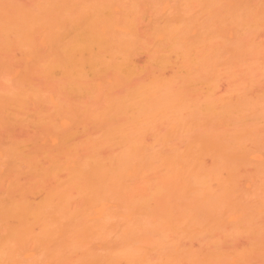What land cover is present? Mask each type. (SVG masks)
Instances as JSON below:
<instances>
[{
	"label": "bare ground",
	"instance_id": "bare-ground-1",
	"mask_svg": "<svg viewBox=\"0 0 264 264\" xmlns=\"http://www.w3.org/2000/svg\"><path fill=\"white\" fill-rule=\"evenodd\" d=\"M224 1L222 0L220 2L222 3ZM227 1H225V4H228L231 0H227ZM53 3H55L53 0H48L47 3L45 4L42 2V0H32L29 5L23 6L17 4L14 0H0V73L4 75L2 76L0 74V77H2L3 79V81H0V103L4 105L7 109L6 114L8 117L4 115L1 116L3 120L6 121L8 124L14 125L18 122L20 115L23 116L25 114L26 115L29 114L30 112H34V116H35L34 124H36V127L39 128L40 130L42 129L41 127H43L44 130L45 126L43 125L44 123L47 122L44 121L45 119L44 116L42 115V109H41V103L43 98L42 96L43 90L41 89L42 87L39 86V83L42 80L41 78L44 76H46L47 78L53 77L52 75L55 73V71L54 73H52V75L49 74L53 71V69H57V67L61 69L62 68L65 69L64 65L65 66L67 64L71 65L72 63L74 65V61L76 59L74 60V58H71L73 57L72 55H75V57L77 54H79L78 56H82L78 52L79 51L78 47L76 48L77 50L73 49L71 52V49L75 47V46L71 47V45H65L66 48L63 45L65 50L62 49L64 51L62 52L65 53V51L70 50V52L68 51V54L65 53V55L64 54L61 55L60 51H59L60 53L57 52V49H59L57 48L59 44L56 43L57 38L52 37L54 36L52 35L53 33L56 35L55 31L56 28H58L56 24L57 18H55L54 16L55 6ZM227 13H228V9H227ZM227 13L224 16L230 14L229 16L234 17L236 15L233 11L232 13H228V14ZM223 17L220 18L223 19ZM89 20L87 21L91 22V20L90 21ZM94 20L91 23L93 25H91L88 22L87 24L89 25L86 24V28L88 26L92 27L91 28L92 30L88 29L90 27H88L86 30L89 33V38L92 37L91 39L93 41L87 39L88 37L87 35L88 33H87L86 34L87 37L85 38L88 40L87 45L89 46H87L88 48L83 49V51L84 50L87 51L88 49H90V46H92L91 48L94 49L95 47H93V45L95 46V42L97 43V40L98 43L96 44V47H99L101 51L99 50L98 54H96L95 52L92 53V51L89 52L90 54L87 53V58L90 57L91 59L88 60L86 58V55L84 57L90 62H92V60L93 62L95 60L97 61L100 58L99 56L103 57L104 50L109 49L108 47L107 48L102 47L104 49L101 48L102 44L104 45L105 43V41L104 43L101 41H103L105 38L99 41L100 39L97 37L98 36L97 33H96L97 35L93 33L96 36L92 35V31H95V29L97 31V28L93 29V26L95 25L97 26L98 24V20L96 23L94 22ZM106 20L108 21V18ZM238 21L239 19H237V22L233 21V23L231 24L233 26L234 25L236 26L238 25ZM239 22L241 23V27H238L239 25L236 27L243 28V23L241 21ZM108 24H110V22ZM111 25L112 22L110 26ZM46 28L48 35L49 34H50L49 36L52 35L51 39L46 40V38H49L48 35H47L48 37L45 36L47 33H45L43 36V31ZM219 33L220 34L218 36L224 35L223 34L224 31ZM109 36H111V34H109ZM43 37L46 40V44L47 45L49 44L48 51L51 50L50 52L42 51L41 49L40 38ZM103 37L100 38L102 39ZM222 37L223 36H221L220 38ZM53 39H56V41ZM52 40L55 41L53 42L54 44L55 43L57 44L55 45L56 47L53 44H51ZM91 42L93 44L90 45L89 43ZM99 42H101L100 43L101 46L99 45ZM107 42L110 43L111 41L108 40ZM222 43L224 44V42ZM105 44L107 45V43ZM67 46H70L71 49L70 48L67 49L68 48ZM79 48L81 47L79 46ZM81 51L82 50H80V52ZM106 51L109 50H105V52ZM45 52H47L45 55H47L48 53L49 55L45 56L43 54ZM18 53H19V57L16 56ZM57 53L61 55L62 57L61 60L63 61L67 58V56L68 58L65 60L66 62L68 59L74 61L73 62L68 61L67 64L65 61L62 62L64 64L60 62L62 64L61 65L58 62L57 56L59 58V55ZM91 53L93 54L94 57H99V58H94ZM100 53L103 54L101 55ZM88 54L90 55L89 57ZM102 57L100 59H103ZM102 61L104 64L102 63ZM102 61L100 60V62L103 65H107L105 64V62L107 61L104 60ZM229 61L231 62L232 60L229 59ZM97 62H99V60ZM230 62H228L229 65ZM231 63L233 65L239 64L237 68L239 71L241 70L243 71L246 69L244 67L246 66L245 64L247 63L244 64L245 66L243 65L244 67L242 66L244 69L240 67L242 63L240 62V59L238 61L233 60ZM100 64L97 65L99 66ZM90 65L92 66V68L96 66L93 63H91ZM67 66L66 68H69ZM231 66L232 65H230V70L232 67L234 68L237 67V65L236 66L234 65L232 67ZM239 67L241 69H239ZM250 69L251 71L253 70V68L251 67ZM238 70H235L236 74ZM249 70H246L245 74H244L245 71H243V75L240 76L241 81H244V83H246V81L249 82H247L246 84H244L241 81L238 82L239 84H241L238 85L239 86L238 89L241 88L240 86L244 87L248 83H251L252 78L250 77H252L251 75L253 74L252 73L253 71L250 72ZM247 71L250 75L249 77L250 80L248 79L249 75L247 74ZM242 76L244 78H242ZM235 77L236 75L234 76V78ZM238 77L239 76L237 74L236 81L240 80L239 79L240 77L239 78ZM236 81L233 82L235 83ZM236 85L237 84H235V86ZM235 86L233 87L237 89ZM243 87L241 88V90L243 89ZM241 90L239 91L242 92L243 90L242 91ZM236 93L239 94L238 91ZM236 93L235 95H237ZM244 95L240 96L241 99L244 98L243 100H245V97H242ZM230 96L234 97V94ZM237 96H235L236 99ZM236 99L231 98L230 100L228 99V101L225 100V102L228 103L231 101L236 102ZM241 99L240 102L242 101ZM246 100L248 101V102L246 101L247 102L246 104L245 102L242 103L247 105V108L250 107L251 109L253 107L254 110L253 109L252 110L253 113H255L254 112L256 111L255 108L258 107L256 109H259L260 107L259 105L261 104L259 103V105L257 106L258 103L257 102L255 103L256 106L254 107L252 106V104L255 101L251 102L247 98ZM223 101L219 102L218 100L217 104L214 103L213 105L219 104L218 108L219 109L224 108L225 111L226 107H229V105H227L225 102L223 103ZM249 102L252 103L251 106H249L250 105ZM232 103L233 104L230 103L231 104L230 107L233 109L230 110L228 114L230 112L232 113L233 110L235 109L236 112L237 110L239 111L238 104H235L234 102ZM236 103H239V101L237 100ZM242 103H239V105ZM234 104L236 107L234 106ZM213 105H211V107ZM220 105L221 107H219ZM245 105H243L242 107L246 108ZM242 107L240 105V109ZM218 108L216 109L214 107L212 110L210 108V112L211 111L214 112L213 110L216 109L217 113L214 112L212 114L211 113L209 114L211 115L217 114V116H219L220 113L222 112V116L221 115L220 116L221 117H223V115L225 116L226 113H223L224 111L223 110L221 111ZM217 110H219V112ZM246 110L247 109H244L243 111L245 112ZM248 110L246 114H243L244 112L240 114L243 116L246 115L249 118L250 116L249 114L252 113V110L251 112H249ZM236 112L234 113L236 114ZM248 112L249 114H247ZM231 113L229 115L232 116L233 113L232 114ZM209 114L208 116L210 117L211 115ZM235 114H233L231 119L230 116L228 119L226 117L225 118L223 117V119H226L224 121L222 120V118L220 119V117L218 120L217 116H214L215 119L212 116L211 117L214 120V125L218 124V122H221V120L223 124H225L224 122L228 123V121L230 120L235 124L233 119V117L235 118ZM239 116L237 117V121L236 120L235 121L238 122L239 125H242L243 123V125L247 129H249L248 131H250L251 129L252 131L248 132L249 134L253 132L256 133L257 130L259 131L257 127H259L260 122L255 120V117L256 119H259L257 117L258 115L254 117L253 114L254 118H249L250 120L248 122L249 124L252 119L253 121L257 122L256 124L253 125V129L251 128L252 126H250L246 122L248 121L247 117L245 118L243 117L244 119H246L245 121H242L243 119H241V122H239L240 121V120L238 121ZM105 117H107V120L111 118V116L110 117L105 116ZM112 118L114 119V116H112ZM115 120L116 118L113 120V123ZM111 121H109L108 126L113 124L111 123ZM244 122H246L248 126L245 125ZM48 124L51 123L48 122ZM234 124L231 126L234 127ZM45 125L47 128L46 130H51L53 129V125L55 124L52 125V128L51 125H47V124ZM112 126H110L111 128L108 127L109 128L108 131L105 130L107 127L103 129L107 133L105 132L103 134L100 133V131L98 132L103 137L102 140L98 138L97 142L96 140L92 142L90 140L91 138L88 139V136L84 135L88 139L86 140L87 146L90 145V142L92 143V145L95 142L96 144H98V141L101 142V145L106 142H108L109 144L108 145L104 144L102 147L101 145H99L100 144L99 143L98 147H95L97 145H94V147L93 146L90 147V149H88L89 148L88 147L87 149L88 150L93 149L94 153L92 152V154L90 153L89 155V153H86V150H84L85 153L88 154V156H84L85 157V158L83 157L84 159H82L79 156L83 160V163H77L71 160L78 155L76 153L77 150L75 149V145L77 142L74 141L73 139L77 138L78 136L77 133L79 132H77L75 129H72L75 130L76 132L73 133L72 130L66 131L60 128H58L56 131L57 127L55 126H54L55 132L59 133V130H62L63 133L60 134L61 138H62V134H64L65 132L66 135H68V132H71L68 138L66 136L65 138L66 141L64 139L65 143L69 141L70 144L71 140H73L75 143L72 142L71 144V146L74 147L68 146V143L61 144L60 148H62L63 145H66V147L63 146L64 152L62 151L63 149L61 150L58 147L59 150L62 151V153H64L63 155L61 153L62 157L64 156V158H61L60 154H59L60 156L56 155L57 156L56 158L54 156V159L51 158L52 160H50V167L48 168V170L42 169L37 162L30 160V158L26 156L8 154L4 158L5 159L4 161L9 162V164L10 162L16 164L14 166L12 164L13 168H11L10 170L11 171L10 176H12V182L15 181L16 176L11 174L14 172H18L17 176L19 175L18 178H20V174L23 173L21 172L22 171L21 165L22 166L25 165L26 168L28 169L29 175L31 174L30 178L32 176L31 180L34 181L35 183L32 184V186H29L31 183L30 180V182L27 181L26 184L24 183V185L20 182V184L16 186L15 183L12 185L10 180L11 177H10L9 179L10 185L9 184L8 185L11 187L10 189L9 187H5L6 189L8 188L7 189L8 192L5 191L6 189L4 190L3 187L4 185L2 186V184H0L1 186L0 188H2L0 190L5 191V192L1 191L2 195L0 196V264H29V263L37 264L36 260L37 261L41 260L42 263L41 261H38L40 264H43L44 262L46 263L51 262L53 264H249V260L251 258L250 257L251 251L257 248V246H255L254 248V246L251 244L250 247V245H247V243L243 244L244 242L242 243L244 245V246L242 245V247L241 246L237 247L235 245V243H238L235 242V240L239 241L241 238L243 239V237H247V238L251 237L250 234L252 230L250 231V227H251V223H249L250 217L247 219V216H250L249 213H246L248 211V208L243 209V211L247 210L245 212L247 214L246 216V214L242 213L243 211L240 210L241 207L239 206L240 203L239 204L237 203V200H239L240 197L238 199H235L236 202L233 203V201H235L233 200L235 197L234 195L235 193L232 194V192H235L237 185L239 186V184H237L239 183V181L237 182L238 180L237 178L239 177H237L238 173L237 175L235 174L237 170L233 169L232 171L230 167V165L234 166L232 164L237 163L238 158H239L237 163L238 165L234 166L235 168L238 169L240 163L242 162H244L242 163L243 168H246V166L244 167L245 162H247L246 165H248L249 163L251 166L252 163V162L250 163L251 160L250 161L247 160V157H250V155L247 154L248 152L245 153L248 156L242 155L244 154V152L242 151L241 148H245L246 151V146L243 147L242 145L241 147L239 145L241 147L240 153L242 155V158H244L243 156H245L246 159L244 160L247 161L241 160L242 159L241 155L240 157L237 156L238 154H240L239 150L238 152L235 151L238 149V147L234 148V150L232 149L233 146L236 144V143L233 144L234 139L237 140L236 139L237 136H240L241 134L243 135L245 132L247 133L246 131L247 129H245L244 132L243 131L244 129L239 130V128L241 127L239 126V128L235 130V128L237 127V125L235 124L236 127L234 129L233 127H231L233 129L231 134L230 133L231 130L228 129L229 130L228 132L227 128H225L226 126L225 124L223 125L224 126L223 128L226 129L227 133H229L226 134V131L222 132L226 136L228 135V137L227 138L225 137V139H224V134L222 135L221 131H219V127L221 126L217 127L218 130L215 129L216 126L214 128L210 127L212 130L215 129L216 130L215 132H213L214 130L212 132H209L211 131V129L208 132H204L205 129L203 128L199 129L202 130V132L199 131L200 133H202L201 137L197 133L199 138L195 135L196 129H194L195 132L192 133L190 132V133L191 135L194 134L196 137L194 135L193 137L189 136L188 138L191 139V143L187 145L185 144L183 146L184 143L182 142L184 141L181 142L182 145L181 143L178 142L181 141L180 139L182 137L184 136L187 137L190 134L189 133L190 130L187 131L186 129L183 130L182 133H185L187 131L186 132L187 136L185 134L181 135V132L177 134L178 137L180 135L181 137L177 138V135L176 137L174 136L175 137L174 139L177 138L176 139V142L178 143L177 146H176L177 143L175 145L172 143L174 146H171L170 144L171 141H169L170 143L169 142L168 143L170 144V146L167 144H162V145L160 144L161 147L156 148L157 146H159V144L156 145L153 143L152 144L148 143L151 146H147V144L146 145L141 144L146 142L145 141L143 142L142 140L139 139L142 137H137L135 134H133L137 132V131L136 132L133 131L136 128L130 129L131 131H133L132 136H130L131 135V134L129 135L130 130H127L126 128L121 129V127H119L118 125L117 126L112 125ZM226 127H228V125ZM228 128H230V125ZM208 129L206 128V130ZM46 130H44L43 132L44 133L48 132ZM127 131H128V137L131 138L130 141L128 137H126L127 135L123 134V132L124 133L126 132L127 134ZM51 132L53 133L54 130L53 131L51 130ZM203 132L205 133V135H203L204 134ZM238 132L241 133L238 134ZM56 134H54L55 137ZM174 134H176V132ZM249 134L247 135V137L251 136ZM133 135L137 137L136 139H138L137 141L139 142L135 141L136 139L135 137L133 138ZM167 135L164 134V137ZM159 136L160 137H157L158 140L156 139L158 142L154 141V143L156 142L159 143L161 142L159 141V139L164 138L162 137L163 135H159ZM229 136L232 138H230ZM61 138L59 139L60 143H62L63 141L61 140ZM169 138L170 140L174 141L171 135ZM195 138L197 141L195 140ZM67 139L69 140L67 141ZM110 139L112 142H110ZM178 139L180 141H177ZM192 139L195 141V143ZM166 140L169 139L164 138V140H162V143L163 142L165 143ZM182 140H185V142L188 141L185 138ZM224 140L225 142L227 141V143H229L228 141H232L230 145L233 144V146L229 145L227 147V145H225L224 143ZM83 141L85 142V140ZM239 141L244 142V140H239ZM241 142L239 144H241ZM179 144L181 146H179ZM100 146L103 148L104 153L105 150H108L106 155L103 156L102 155L103 150H101L100 152H102V154L99 153L101 155L99 156L97 149H99ZM229 147H231L232 151H235V153L237 154L236 155V158L238 157L237 159H234L235 155L233 157L235 161H233L232 159V156L235 153L233 152L232 154V151L229 152V150H231L228 149ZM55 148H57V145ZM248 150L249 149H247V151ZM209 156L210 157L212 156L211 159H215L214 165L212 164V160L210 158H206ZM76 158H78V156ZM206 159L208 160L207 163H210L209 165L212 164V166L217 169L216 170L208 169L209 171L208 172L207 168L209 167H207V165L203 163V161ZM67 160L68 161L71 160L70 162H72V164L70 165L67 162ZM228 160L232 161V164H230L231 162H229ZM1 161H3V159ZM226 163H228L227 165H229L228 168L230 169L226 168L227 167ZM224 165L226 167H224ZM262 165L264 166V163L261 164V167ZM18 167L19 168L21 167L20 170ZM221 167L222 169H227L228 171L227 170L225 171H227V173L229 174H232L234 179L229 174H228L229 178L231 177L232 179L227 178V174L225 172L227 178L225 180L224 177L225 175L222 174L221 171L223 170H221ZM219 169L221 170L220 171L221 175H219L220 173ZM229 170H231L233 173ZM234 170L236 171L234 172ZM7 171L9 172V169ZM18 178L16 179L17 181ZM220 178L222 179L224 178L223 181L224 183H221L222 180H220ZM231 180H233V182L236 181L235 184ZM48 181H51L52 184L47 190L46 189L44 190L42 188L40 189L43 192V196L41 197V199L38 202H34V201L32 202V200H30L31 201L30 202L28 199L31 198V196H26V195H31L30 193L34 194L33 191H29L30 188L34 189V187L36 186L35 187L36 189L38 188L39 185L44 186V184H46ZM215 181L219 182L220 184L219 183L215 184ZM225 181L226 182L228 181L230 183L227 182L228 183L227 184ZM212 183H214L215 185ZM19 185L23 187L26 185L24 188H22L23 189L22 191H24V193L23 192L18 194L15 193L16 195L15 197L13 196L14 190L12 191L13 189L12 186L14 188L16 186L17 188L20 187ZM233 185L235 186L234 191L232 190L234 188L232 187ZM10 190L13 192V194L10 192ZM27 191L30 193L29 194L25 193ZM237 192L240 193L239 190H237L236 193ZM3 194L6 195L7 197L5 196V198H2V196L4 197ZM230 195L234 196L232 197V200L229 199L231 197ZM27 197L29 198L27 199ZM226 198H228L229 201L231 200L230 201L231 203L230 202L227 203L226 201L228 200H225ZM74 200H78V201L80 200L81 206L78 201H77L78 204L76 206L75 205L76 203L73 202ZM244 200L245 201L243 202V204L247 203L246 202L247 200L246 199ZM240 201L243 200L240 199ZM99 203H104L103 206H106L107 208L103 211L104 213L101 218L98 217L96 218L95 211L96 208L99 207ZM226 204H230L231 207L234 208V209L231 208V212H233V210L235 212V209L236 210L238 209L236 211L237 213H232V214L238 215V213L241 211V215H245V217H241L239 215L231 222L229 218V212L227 211L228 213L226 214L228 215V217L225 214L224 217L226 219L223 218V214L226 211L222 210L223 213L221 214L220 208L221 207L225 208ZM225 209H229V208L227 207ZM35 227L38 228V230L36 228V232H38L36 234L34 233ZM92 239L94 240L97 239V241L99 239V241L101 242V244L100 242L99 244L100 247L102 248L101 250L102 253L100 252V255L96 254V257L95 255H93L92 252L95 251L96 249L97 250L99 249L92 248V245H95L94 243L97 242ZM183 239L186 240L188 239V241L193 240L195 242H198V244L195 247H193V245L184 247V245L182 246L180 243L182 242L181 240ZM242 239L240 241H243ZM244 240H249V239L244 238ZM33 243L37 246V248H39V250H41V252L37 253L39 250L36 252L35 249L31 248L32 250L31 252H33L34 250L33 253H37V255L35 254V257L37 256V258L34 259L35 258L34 257L32 259L33 261L31 260L32 262H30L29 260L23 262V259L20 256H22L26 251L27 253H29L28 250H30V248L28 249L27 247H29V245L30 244L32 245ZM26 244L28 245L25 246ZM35 245L32 247H36ZM18 246H21V248H19ZM88 246L89 249L85 248ZM90 247L93 250H90ZM22 248L23 249L25 248L26 251L25 250L23 251ZM17 249L18 250L21 249L22 252L17 251ZM85 251H92L91 252L92 254L86 253ZM79 252L81 254L83 252L84 253L82 255H78ZM19 253L22 254L18 255ZM38 255L39 256L42 255L43 257L41 256L40 257L41 259H38L39 258ZM97 255H99V257H97Z\"/></svg>",
	"mask_w": 264,
	"mask_h": 264
},
{
	"label": "rangeland",
	"instance_id": "rangeland-1",
	"mask_svg": "<svg viewBox=\"0 0 264 264\" xmlns=\"http://www.w3.org/2000/svg\"><path fill=\"white\" fill-rule=\"evenodd\" d=\"M14 1L17 4L26 6L29 5L32 0H14ZM47 1L48 0H42L44 4L47 3ZM53 1L55 2L53 3L55 6L54 16L55 18H57L56 24L58 28H56L55 31L56 35L53 33L52 35L54 36L52 35L51 36L53 38L55 37L57 38V41L56 39H53L56 41L57 44H59L57 47L59 48L57 49V52L60 51L61 55L63 54L65 55V53L68 54V51L70 52V50L65 51V53H63L64 51L62 49H64V47L66 48L65 45H71V47L73 46L75 47L71 49L70 46H67L68 47L67 49L70 48L72 52L73 49L75 50L78 47L79 50L78 52L83 57L78 56L79 54H77L76 57L75 55H72L73 57L71 58H74V60L76 59L75 61L73 60L75 66L73 65V63L71 64L70 62L69 63L72 66L67 64L68 61H71L70 59H68L67 62L65 61L68 58V56L66 59L63 58L65 59L64 61L68 65L66 66L69 67L70 69L66 68L65 65L64 67L66 70L64 68L61 69L57 67V69H53V71L49 74L52 75V73H54L55 71V73L52 75L53 77H49L50 78L49 79L46 76H44L41 78L42 79L41 82L39 81L40 82L39 86L42 87L41 89L43 90V92L41 90V92L43 93L42 95L43 98L41 103L42 115L44 116L45 119L43 120L47 122L44 123L43 125L45 126L44 130L47 129L45 124L51 125V128L52 125L55 124L53 125V129L51 130L52 131L54 130L53 132L54 134L57 133L56 137L51 132V130H46L49 133L48 132L44 133L43 127H41L42 128L41 130L36 127V124H34V120H35L34 112H30L29 114L27 115L25 114L23 116L20 115L18 122L14 125L8 124L6 121L3 120L1 116V115L7 116L6 114L7 109L4 105L0 103V184H2V186L4 185L3 186L4 190L6 189L5 187H9V189L11 187L9 186L10 177H11L10 180L12 185L15 183L16 186L20 184V182L24 185V183L26 184L27 181L30 182L32 178V176L30 178L31 174L29 175L26 166L21 165L22 168L21 167L20 168L22 170L21 172L23 173L21 174L19 173L20 178H18L19 176V175L17 176L18 172L13 171L14 173H12L11 175L16 176V178L15 181L12 182V176H10V172H11L10 170L16 164L15 163L13 164L11 162L9 164V162L4 161L5 160L4 158L8 154L26 156L30 158V160L37 162L42 169L48 170V168L50 167V160L54 159V156L55 158L57 156H60L62 151L64 152L63 146L66 147V145H63L62 148H60L61 144L65 143L66 136L68 138L69 135L71 134V132H68V135H66V132L64 131L65 133L62 134V138H63L62 139L60 136V134L63 133L62 130L71 131L72 129H75L77 132H79L77 133L78 136L75 134L77 138L73 140L77 142L75 145V149L77 150V152L76 150L75 152L78 155L77 154L76 155L78 156V158L81 157L82 159L85 158L84 156H88V154L86 153H89V155L90 153L92 154L94 150L92 148H91L92 150H88L90 149V147L92 146L94 147V145H97L95 147H98L99 145H101V142L99 141L98 144L99 143L100 144L99 145L96 144L98 138L102 140L103 136H101L100 133L104 134L106 132L105 130L108 131L109 128H111L110 126L112 125H116V126L118 125L119 127H121V129L126 128L127 130L136 128L133 131L135 132L137 131L136 132L137 134L133 133V131L130 130L129 135L131 134L130 136H132L133 133L137 137H142L139 139L142 140L143 142L145 141L146 143H141V144L144 145L147 144V146H151L150 144L152 143L156 145L159 144V146H157L156 148L161 147L160 144L161 145L167 144L169 146L171 144V146H174L177 143L176 139L181 137L182 134H185L187 136L186 132L188 130H190L189 133L196 131L195 135L199 138V136L201 137L202 135V133H200L202 132V130H199L201 128L205 129V131L203 130L204 132H208L212 127L214 128L216 126L215 129H217V127L221 126L223 130L221 129V127H219V131H221V134L223 135L224 133L222 132L226 131V129L223 128L224 127L223 125L226 124V126L228 125V127L230 125V128L226 126L225 128H227V130L230 129L231 130L230 133H231L233 129L236 127L235 126L236 124L237 127L235 128V130L238 129L239 126H241L239 130L244 129L243 131L245 132V129L247 128L243 125V123L242 126L239 125V123L236 121L239 115L240 116L238 118V121L240 120L239 122H241V119H243L242 121H245L246 119L244 118L247 116L241 115L244 112L243 110L249 109L248 111L251 112V110L253 109V107L250 109V107L247 108V105H245L248 102L246 100L247 98L251 102L255 101L253 103L254 105L251 102H249L250 103L249 106H251L252 104V106L255 107L256 106L255 103L257 102H258L257 106L259 105V103L261 104L259 105L260 106L259 109H256L258 107L255 108L256 111L258 110L257 111L258 114L256 113V111H254L256 115L255 113H253L254 109L252 110V113L250 114L249 112L247 113L250 115V116L248 115L249 118H254L255 116L258 115L257 117L259 119H256L255 117V120L259 121L261 124L258 122L259 127H257V129H259V131L257 130L256 133L253 132L249 134L248 132H251L252 130L251 129L250 131H248L249 129L246 130L247 133L251 136L247 137L248 134L242 131L244 133L243 135L241 134L240 136H237V138L235 137L237 139V140L234 139L233 144L236 143L235 144L236 146L234 145L235 147L233 146V144L230 145L232 141H228L229 143H227V141L225 142L224 140V143L225 145H227V147L229 145L233 146L232 148L233 150L234 148L238 147V149L235 151L238 152L239 150L240 153L242 149V151L244 152V154L242 155L249 154L250 157H247V160L249 161L251 160L250 163L252 162L251 166L249 163L248 165H246L247 162H245L244 167L246 166V168H243L242 163L244 162L242 163L240 162L241 160L246 159L245 156H243L244 158H242L241 153L237 155L235 151H232L231 147L228 148L231 149L229 150V152L232 151V154L233 152L235 153L233 154L232 159L234 155H235L234 159H237L238 157H240V155L242 158V159L240 158L241 160L239 162L240 169L234 167L238 165L237 163L239 158L237 160V163L235 164H232V161L228 160L229 162H231L230 164L234 165V166L230 165L231 170L233 171V169H236L237 171L234 170V172L236 171L235 174L237 175L238 173L237 177H239L237 178L238 179L237 182L239 181V183L237 184H239V186L236 184L239 188L236 186V190H235V186L234 185L232 186L234 187L232 190L233 191L235 190V192H232V194L235 193L234 194L235 197L230 195L231 197L229 196L230 198L229 197L228 198L232 200V197H234L233 200H235L240 197L239 200H237V203L238 204L240 203L239 206H241L240 210L243 211L244 208L246 209L248 208V211L245 209L247 212L243 211L242 213L246 212L249 213L250 215L247 216V214L245 213L247 219L250 217L249 219V223H251L250 231L252 230L250 234L251 237L249 238L243 237V239L241 238L243 241H240L241 239L239 240L238 238L239 241L235 240V242H238L235 243V245L237 247L240 246L242 247L243 244L247 243V245H250V247L251 244L254 246V248L255 246H257V248H255L257 251L255 249L251 251L250 254L251 258L249 260V264H264V166L262 165L263 168L261 167V164L264 163V0H234V1L231 0L228 4H225V1L227 0L225 1L223 0L224 2L222 3L220 2L222 0L220 1L219 0H53ZM227 9H228V13H232L233 11L236 15L234 17L229 16L230 14L224 16L227 13ZM93 17L94 18L96 17L95 20ZM220 17H223L224 20ZM107 18L108 21L106 20ZM89 19L91 20V22L87 21ZM92 19L94 20L95 23L98 20V24H99V25L97 24V26L94 24L95 26H93V29L97 28V31L96 29L95 31H92V35L97 33L98 34L97 37L100 39L99 41L105 38L101 42L104 43L105 41L107 45L104 43V45L102 44L101 46L100 44L101 42H99V45L101 46V48L102 47L109 48V49H105L109 51L105 52L104 50V54L102 53L103 57L99 56L100 58L102 57L103 59H100L99 57H94L92 54L93 52L98 54L99 50L101 51L99 47H96L98 40L97 43L94 41L95 42V46L93 45V47H95L94 49H92L91 48L92 46H90L91 50L88 49L87 50L88 52L84 50L85 53L83 51V49H86L88 48L87 46H89L87 45L88 43L87 39L92 40L91 35H90L91 38H89V33L86 30L88 27H90L88 26L86 28L87 22L91 24L93 21ZM237 19H239V21L243 23V28L236 27L238 25H239L238 27H241V23L239 21H238V25L236 26L235 25L233 26L231 24L233 23V21L237 22ZM103 20L105 21V23ZM107 22L108 23L110 22V24L112 22V25L110 26V24H108ZM91 28L92 27L88 29ZM46 30L47 28L44 29L43 36L45 33H47ZM221 30L224 31L223 33L224 35H221L223 36L222 38H220L221 36H218L220 34L219 32H223ZM107 32L111 34V36H109ZM86 34L88 35V37L86 36ZM47 35L48 33L45 36ZM101 35H103L104 37ZM51 36H49V38H46V40L51 39L52 38ZM106 36L109 37L107 38ZM85 37H87V39ZM100 37L103 38L101 39ZM40 39H41L40 42H41L42 51L50 52L51 50L48 51L49 44L48 45L46 44L45 38L43 37ZM53 40L51 44H53L54 46L57 45L56 43L55 44L53 43L55 42ZM108 40H110L111 42L110 43L107 42ZM219 40L221 41V43ZM222 42H224V44ZM89 44L91 45L93 43L91 42ZM79 46L81 48H79ZM80 50H82L81 51L82 53L80 52ZM90 51H92L91 54L94 58H99L98 59L99 62L100 60L107 61L105 62V64H107L108 66L103 65L104 64L103 61H102L103 64L101 62H100L101 64L97 62L98 60L97 61L95 60L94 61L95 63L93 62V60L92 62L88 61L89 59H91L89 57ZM47 52L43 54L45 55ZM87 53H89L88 54L89 58H87ZM47 55H49V53ZM61 55H59L60 59L57 56L59 64L64 62L63 60H61L62 58ZM85 55L88 60L85 59L84 57ZM16 56L19 57V53ZM229 59L232 61L233 60L238 61L240 59V62H242L240 67L242 69L246 68L245 70H243L245 71L244 74L246 73V70L250 69V67L253 68L252 70L253 72L251 71V69L249 71L252 72L254 75L251 73L252 77H250L248 71L247 74L249 76L246 75L248 76L249 80L250 78H252L251 83H248L249 85L247 84L244 87L240 86L241 88L243 87L242 89L243 91L241 90V88L238 89L239 87L238 85H241L238 82L241 81L240 76L243 75V71L242 70L239 71L237 69L239 64H234L235 66L237 65L236 68L232 67L234 65L231 63L232 61L231 62L229 61ZM96 62L97 64L100 65L98 66ZM228 62H230V65H232L231 70ZM91 63H93L96 66L92 68V66L90 65ZM226 63L228 64V66ZM240 67L239 69H241ZM233 68L234 71L238 70L237 74L240 77V78L238 77L240 79L239 81H236L237 74L236 71L235 72L233 71ZM64 70L67 72H65ZM0 74L4 76L2 73ZM235 75L236 77L234 78ZM242 78L244 77L242 76ZM232 80L236 82L234 83ZM0 81H3L2 77H0ZM241 82L244 83V81ZM247 82L249 81H246V83ZM235 84L237 85L235 86ZM233 86H235L238 90L235 89ZM239 90H241L242 92H240ZM235 91L236 92L238 91L239 94H237ZM235 93L239 97L235 95ZM242 93H244L245 95ZM229 94L230 95L234 94V97H231ZM240 94L244 95L242 97H245V100H243L244 98L243 99L240 98L241 96ZM229 96L234 99H236L235 96H237L236 102L237 100L239 101V103L245 102V104L243 103L242 104L245 105L246 108H243L242 107L243 105L240 104L243 110L242 108L240 109L239 103H236L235 101H231L229 103L225 102V100L228 101V99L229 100L231 99ZM240 99L242 100L241 102ZM218 100L219 102H222L224 100L223 103L225 102L227 105H229V107H226L225 109V111L226 110L228 111L225 112L224 108L219 109L218 108L219 104L213 105L214 103L217 104ZM232 102L238 104L239 106V111L237 110L236 112L235 109L232 112L233 114H235L234 112H236L235 118L233 117L235 124L231 122V120L228 121V123L224 122L225 124H223L222 120L223 121L226 120L223 119V117L224 118L226 117L228 119L230 116L231 119L233 116L231 112L230 113L232 114V116L229 115L230 113L228 114V112L233 109L230 107V105L233 104ZM211 105H213L212 106L213 108L215 107L216 109L218 108L221 111L223 110L224 111L223 113H226L227 116L223 115V117H221L222 116L221 111H220L221 116L219 115V113H218L219 116H217V114L211 115L212 113L216 112V109L213 110L214 112L212 111L210 112V108L211 110L213 109ZM219 107H221V105ZM219 110L217 111L219 112ZM247 110L243 114H246ZM208 114L211 115L214 119H215L214 116H217L218 120L219 117L220 119L222 118L221 122H218V124L214 125L213 118L210 116L212 119L211 120ZM105 116H109V117L111 116V118L112 116H114V119L116 118V120L114 121L115 124L113 123L114 119L109 118L110 120L109 119L108 120L109 121L112 120L111 123L113 124L108 126L109 121ZM104 117L106 120L104 119ZM249 118L248 121H246L247 123L250 121ZM127 119L129 122L127 121ZM106 121L108 122V124ZM48 122L51 124H48ZM246 122H244L245 125H247ZM251 122L250 124L249 123L248 124L252 126L251 128L253 129V125L256 124L257 122L253 121V119L251 120ZM233 124L234 127L231 126ZM54 126L57 127L56 131L58 128L62 130H59V133L55 132ZM106 127L109 128L107 129ZM231 127H233V129ZM206 128L209 129L206 130ZM186 129L187 131L186 132L184 131L185 133H182L183 130ZM194 129L196 130L194 131ZM215 129H213L214 131L211 129V131L209 132L212 131L215 132L216 131ZM75 130H72V132L74 133ZM176 130L177 131L180 130V131L177 132ZM99 131L100 133H98ZM175 132L176 134H174ZM180 132L181 135L179 134L180 136L178 137L177 134ZM191 133L187 137L185 136L182 137L180 139L181 141L178 139L177 141H180L178 143L184 141L182 142L184 143L183 146L185 144L187 145L191 143V139L188 138L189 136L193 137L194 134L191 135ZM197 133L199 134V136L197 135ZM240 133L238 132V134ZM123 134L127 135L126 137H128V131L127 134L126 132L125 133L123 132ZM164 134L167 135L168 137L167 136L164 137ZM169 134L172 136L173 139L176 137V135L177 138L174 139V141H172L169 138L170 137ZM226 134L229 133H227L226 131ZM84 135H87L88 139L91 138L90 140L92 142L95 140L96 142L93 145L90 142V145L87 146L86 140L88 139ZM135 135H133V138L135 137L136 139L137 137ZM159 135H163L162 137H164L165 139L168 138L169 140H166L165 143L164 142L162 143V140H164V138L162 139L160 138L161 140L159 139V141L161 142L157 143L158 142L157 137H160ZM203 135H205V133ZM225 137L227 138L228 135L226 136L224 134V139ZM60 138L61 140H63L62 143L59 142ZM184 138L188 141L185 142V140H182ZM128 139L130 141L131 138L128 137ZM68 140L69 139H67V141ZM73 140H71L70 144L69 141L67 142L68 146H71L72 142H74ZM83 140H85V142ZM137 140L138 139H136L135 141ZM239 140H244V142H241ZM154 141L157 142L154 143ZM169 141H171V143ZM110 142H112L111 139ZM240 142L241 144H239ZM178 143L176 144V146L178 145ZM104 144L108 145L109 143L108 142L103 143L101 146L103 147ZM56 145L57 148L59 147L61 150L62 149L63 150L60 151L59 148L58 149L55 148ZM181 145L179 144V146ZM239 145L241 147L242 145L243 147L246 146V151L245 148H241ZM101 146L100 148H102ZM100 148L97 149L98 154L99 153L102 154V152L100 151L103 150V148L102 149ZM247 149L249 150L247 151ZM84 150H86V153ZM107 152L108 150H105V153L103 150L102 155L103 156L106 155ZM63 154L64 153H62V155ZM100 154L99 156H101ZM62 155L61 158H64V156L62 157ZM236 155L238 156L237 158ZM76 157L71 160L77 163H83V160L81 158L78 159ZM211 157L209 156L206 158L211 159ZM2 159L3 161H1ZM234 159L233 161H235ZM71 160L69 161L67 160V162L70 165L72 164V162H70ZM206 160H204L203 163L207 165V167H209V168L205 167L207 168V171L208 169L210 170L217 169L212 166V164L214 165L215 163V159H211L212 160L211 165H209L210 163H207L208 160L207 161ZM228 163H226L227 167L225 165L224 167L228 168L229 167V165H227ZM7 168L9 169V172L7 171L8 170ZM221 170L219 169V172L221 171L222 174L225 175L224 176L225 180L229 178V175H231V177L234 179L232 174L227 173L228 171L227 169H222L221 167ZM221 172L219 173V175H221ZM225 172L227 174V178ZM231 177L229 179H232ZM17 178L18 181L16 180ZM220 180H222L221 183H224L223 182L224 178L223 179L220 178ZM231 181L233 182V180ZM235 182L233 183L235 184ZM34 183L35 182L31 180L30 185L29 184L28 185L32 186V184ZM217 183L219 182L215 181V184ZM51 184L52 182L48 181L46 184H44V186L39 185L38 186L39 189L38 188L35 189L36 186L34 187V189L29 187L30 190L29 189L28 190L33 191L34 194L28 191L25 192L31 194L26 196H31L32 199L29 197H27V199L29 198L28 200L29 201L32 200V202L33 201L38 202L43 196V192L40 189L42 188L44 190L45 189L47 190L49 189ZM21 185H19L21 189L20 187L16 188V186L15 189L12 186L13 189L12 188L11 189L12 191L14 190L13 191L14 194L11 190L10 192L13 194V196L16 197L15 193L17 194L21 192L24 193V191H22L23 190L22 188H24L26 185L24 187ZM7 189L5 190L6 192H8ZM237 190H239L240 193L239 192L236 193ZM1 191L3 190H0V192ZM1 195L2 192L0 196ZM5 196L6 195H4V197L2 196V198H5ZM228 198H226L225 200H228ZM240 199L243 201H240ZM244 199L247 200L246 201L247 203L245 204H243V202L245 201ZM77 201L78 200L73 201L74 203H76L75 204L76 206L78 204ZM230 201L228 200L226 202L229 203ZM78 202L80 204L81 201L79 200ZM235 202L236 200L233 201V203ZM103 204L104 203H99V207L96 208L95 211L96 218L97 217L101 218L103 216L104 213L103 211L107 208L106 206H103ZM229 205L230 204H226L225 207V208L228 207L229 209H225L224 207L220 208L221 214L223 213L222 210L226 211L223 214V218H225L224 216L228 212L231 222L239 215L241 217H245V215H241L240 210L238 215L232 214V213H237L236 211L238 209L237 210L235 209V212L234 210L233 212H231V208L233 207ZM226 216L228 217L227 214ZM36 228L37 227H35L34 229L35 234L38 233L36 232ZM244 238L249 240H244ZM94 241H97V239H95ZM181 241L182 242L180 243L182 246L184 245V247L190 245L191 246L193 245V247H195L198 244V242H195L193 240H189L191 241L189 242L188 239L187 240L183 239ZM99 242L100 241L98 239V241L96 242L98 245L94 242L93 243L95 245L92 244L91 245L92 248H98L100 251L94 249L95 251L93 252L92 251H85V252L90 254L93 253L95 257L96 254L100 255V252L102 253L101 251L102 248L100 247L101 242L100 244ZM27 245L28 244H26L25 246ZM34 245L35 244L33 243L32 245L30 244L29 247H27L28 249L30 248V250H28L29 253H27L25 248L24 249L22 248L23 251L24 250L26 251L25 253L23 252L24 254L22 256H20L23 259V262L27 260L32 262L33 261L32 259L35 257V254L37 255V253L41 252V250H39V248H37L36 245H35L36 247H32ZM18 247L21 248V246ZM31 248L35 249L36 252L38 250L39 251L37 253H33L34 250L33 252H31L32 251ZM85 248L89 249V246ZM92 248L90 247V250H93ZM17 251L22 252L21 249L20 250L17 249ZM21 254L19 253L18 255ZM82 254L79 252L78 255H82ZM99 255H97V257H99ZM41 256L38 255L39 257L38 259H41L40 258ZM36 258L37 256L34 259ZM38 261L36 260L37 264L39 263ZM49 263L44 262L43 264H49Z\"/></svg>",
	"mask_w": 264,
	"mask_h": 264
}]
</instances>
